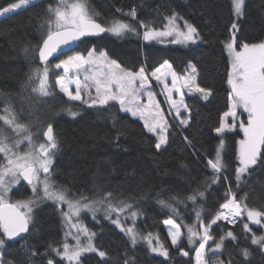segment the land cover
Masks as SVG:
<instances>
[{"label": "trees", "instance_id": "16d2710c", "mask_svg": "<svg viewBox=\"0 0 264 264\" xmlns=\"http://www.w3.org/2000/svg\"><path fill=\"white\" fill-rule=\"evenodd\" d=\"M17 0H0V8ZM71 2V0H69ZM59 0H35L0 18V115L9 107L18 123L27 124L33 134L32 143L24 141L13 151L30 152L46 144L43 132L52 124L57 148L52 151L50 173L52 180L77 197L109 196L114 202L133 203L142 217L136 228L143 233H157L169 255L153 253L143 243L131 244L128 236L110 218L90 214L82 217L86 228L95 233L94 244L106 252L101 258L95 252L83 253L80 264H194L199 242L191 245L183 236L179 248L172 240L164 220L173 218L182 226V219L192 222L197 213L205 226L227 200L228 185L237 198L249 209L264 212V165L253 166L251 175L236 180L239 166L238 141L243 136L239 129L227 131L223 137L216 133L223 113L230 105L228 73L230 68L225 43L229 40L236 17L231 0H88L95 19L108 27L113 21L129 22L133 30L117 36L109 31L99 37L84 38L73 50L50 61L90 50L105 51L124 68L147 73L164 61H170L178 73H185L190 63L196 65L198 84L210 90L205 99L199 94H187L188 125L170 118L167 143L157 148V135L149 132L144 122L129 111L122 110L118 101L89 104L85 95L71 100L60 91L55 76L48 81L51 98L40 97L32 91L39 80L38 50L48 35L46 21L52 19L49 5L55 8ZM135 10L133 17L130 12ZM178 15L192 24L199 33V41L188 44L145 41L141 24L161 29L168 17ZM236 47L244 43L258 44L264 40V0H245L243 15L237 19ZM146 30V28L144 27ZM53 30H55L53 28ZM144 30V32H145ZM33 77V79H29ZM152 88L162 102L156 82ZM163 103V102H162ZM165 108V107H164ZM166 113L167 110L165 109ZM70 112H76L73 117ZM185 114V116H186ZM169 116V115H168ZM4 127L9 143L16 135ZM187 137V140L185 137ZM223 139L224 145L220 147ZM190 142V143H189ZM220 149L223 174L213 171L207 156L216 159ZM6 160L0 153V166ZM203 193V196L199 195ZM195 197V200L189 197ZM31 197L30 185L23 180L11 186L7 202L25 201ZM163 202V203H162ZM175 208L178 214H173ZM32 222L26 236L8 240L0 247V264H69L57 255L65 241L63 212L53 201H44L32 208ZM251 229L246 231L244 225ZM183 227V226H182ZM231 231L236 239L227 237ZM253 234L264 236V225L247 219L246 211L234 224L218 220L209 229L210 245L215 246L225 237L220 251L207 256L212 264H264V249L253 244ZM0 230V237H2ZM180 248L187 252L185 256ZM250 255L244 257L242 250ZM56 250V251H54Z\"/></svg>", "mask_w": 264, "mask_h": 264}, {"label": "snow or ice", "instance_id": "6c2138e0", "mask_svg": "<svg viewBox=\"0 0 264 264\" xmlns=\"http://www.w3.org/2000/svg\"><path fill=\"white\" fill-rule=\"evenodd\" d=\"M232 4L234 13L237 16L243 15L244 0H232ZM30 5H32V0H18L17 3H12L8 7L0 9V16ZM49 11L53 18L46 21L48 25V35L47 38L44 39L42 47L39 48V58L45 62L48 61L50 56H53V54L57 52L61 45L80 40L81 37L98 35L105 31L112 32L119 36L126 30L134 31V29H130V25L120 21L113 22L112 26L107 29L100 23H97L95 19V15L97 14L90 10L88 0H72V2H69V0H59L55 8L49 5ZM130 15L134 17L136 15L135 10H132ZM177 18L176 14L168 17L169 23L166 25L164 31H157L142 24V26L146 28L143 34L144 39L152 40L159 37L175 35L176 39L172 41L173 43L195 42V40L199 38L197 29L185 21L184 29L186 30H182L175 23ZM53 28L55 30H53ZM235 28L236 25L233 24V29ZM226 47L231 57V68L228 73L227 81L231 86V111L225 113V116L227 117L230 115L235 117V110L237 107L243 108L248 114L247 123L241 122L239 125L244 132V139L239 141V166L236 168V180L239 184L244 174H248L249 176L252 174L251 170L253 166L264 165V42L252 45L244 43L240 46V50L237 51L235 46V33H233V41L229 42ZM94 52V49L90 50L87 59L80 55L69 56L67 59L61 60L54 66L57 69L63 68L66 73L73 68L77 70L75 94L69 90V84L73 82L70 77L67 79L58 78L56 80V84L59 86L60 91L67 94L69 99L81 100L82 87L85 90L89 87L87 83L82 86L78 78L79 71L84 70L87 72L85 65L99 63L103 67L106 54L101 53L100 57H95ZM171 67L168 61H164L163 65L152 73V76H154L157 81H160L162 75H164V73H161V69L167 68L171 70ZM189 68L191 74L183 77L184 86L188 87L189 91L204 93V98L207 99L210 94L208 90L200 88L199 85L195 83L197 72L196 65L190 64ZM171 75L173 77L172 84L173 87H175L177 76L174 72H171ZM35 78L39 80V84L37 87L33 88L32 91L38 93L42 98H51L54 93L49 90L48 68L45 67L42 72L37 69L35 71ZM29 79L31 80L33 77ZM85 80H92L95 82L97 95L96 98L92 99V105H104L110 100L119 101L122 110L131 112L133 116L139 115L140 118L144 120L145 127L149 132L155 133L157 132V128L160 129L158 143L156 144L158 149L167 143V136L165 135L167 132V123L164 121L162 113L159 111L155 113L149 112V115L145 116V112L148 111L149 106L153 103V93L148 92V105L141 107L138 102L139 96L143 95L141 89H144L148 82V77L145 75V69L143 67L140 68L139 72L133 73L122 69L115 60H112L107 64L106 77L101 78L99 73H93L91 76L86 75ZM137 81L139 82V88L135 87ZM112 84L116 85L117 91L113 92L111 90L110 85ZM170 92L171 90H169V93ZM181 96H183V93H181ZM82 102L88 103L87 100ZM181 103H183V100H181ZM129 105H133V107ZM172 106L176 108V112L179 114L180 109L176 106L175 101H172ZM184 107L187 110V105ZM4 113L5 115H0V121L3 122L8 130L16 135L17 139L10 144V137L6 135L5 128L0 127V153L3 154L6 160V164L0 166V230H2L3 234V236L0 237V247H3L6 243L3 237H7L8 240H11L21 233L29 231V225L32 222V206L37 200L48 199L54 202L66 201L64 192L56 190L50 181L52 151L57 148L52 124L49 123L47 129L43 132V135L47 138L46 144H40L38 150L33 149V151L20 155L15 153L13 149L18 148L24 141H28V143L31 144L33 134L27 124L18 123V117L11 108L6 106ZM70 114L73 117L77 115L76 112H70ZM182 123L188 125L189 120L184 119ZM225 127L226 125H222L220 128L216 129V131L218 133H223ZM185 139L187 140V137H185ZM223 144L224 141L221 140L220 147H222ZM208 163L216 171L221 169L222 163L219 148L217 150L215 162L209 160ZM41 173H43V179H41ZM21 179L27 181V183L31 185L32 192L36 195V200L29 198L28 200L17 201L15 203L7 202L5 197L11 190V186L19 184ZM38 185H42V197L38 195V192L41 190ZM107 195L111 196L110 193ZM199 195L203 196V193H199ZM189 199L195 200V197L192 196L189 197ZM68 207L70 212L64 213V215L70 219L71 215L78 216L81 208L88 209L89 205H80L78 202H68ZM125 207H130V205H125ZM221 208L230 211L232 215V220L229 221L230 223H234L235 219L240 217L244 211L247 213V219L256 224H260L261 220L264 219V212L249 209L246 204H241L237 201L235 196L224 203ZM118 211H123V208ZM133 215H135V213H133ZM199 217L200 213L198 212L197 218L199 219ZM221 217L228 220V216L224 215L223 212H220L216 219L218 220ZM114 223L118 224L119 221H114ZM164 223L170 225L169 234L172 237V244L179 248L181 237L180 225L175 224L171 219L164 221ZM213 223H215V220L208 226L202 225L203 234L194 230L191 226L188 227V241L190 244L194 243L193 237L200 236L201 239L199 248L196 249V264H212L209 259H206V244L211 238L209 229ZM72 226L76 227V225ZM244 228L248 232L251 231L248 224H245ZM82 231L88 234L89 237V242L86 247H80L78 243L75 248H71L66 243L63 246L62 252L57 251V255L63 260H67L69 264H80V257L85 252H98L101 258H105L107 255L106 252L99 251L92 243L91 238L95 233H89L87 228H83ZM124 231L129 236L130 242L135 246L137 244V234L131 228L125 229ZM226 236L231 237L233 240L236 239L231 231L227 232ZM150 237L151 234L147 237H142V239L147 240L150 251L167 257L169 253L163 244L153 246ZM77 240H79L78 237ZM224 240L225 237L222 236L219 242L215 243V248L208 249L207 251L214 252L215 250L221 249ZM252 243L261 245V247L264 248V236L256 237L255 234H253ZM180 251L183 255H188L182 248H180ZM242 255L244 257L249 256L250 253L248 249H243ZM8 264H14V262L9 261ZM48 264H53V261L49 260ZM124 264H129V261L125 260ZM215 264H223V262L216 261ZM229 264H231L230 261Z\"/></svg>", "mask_w": 264, "mask_h": 264}, {"label": "rangeland", "instance_id": "374dc122", "mask_svg": "<svg viewBox=\"0 0 264 264\" xmlns=\"http://www.w3.org/2000/svg\"><path fill=\"white\" fill-rule=\"evenodd\" d=\"M33 1H35V0H32V2ZM17 2H18V0L15 1V2H13V3H17ZM71 2H72V0H71ZM244 2H245V0H244ZM11 4L12 3L8 4L5 7H8ZM5 7H3V8H5ZM3 8H0V9H3ZM14 11H16V10H14ZM5 15H7V14H5ZM1 17L2 16H0V18ZM177 17H178V15H177ZM235 17H236V20H235V23L234 24L237 27V23L236 22H237V19L240 16H237L235 14ZM113 22H115V21H113ZM113 22L109 23L107 28H110L112 26ZM120 22H122V21H120ZM184 22L185 21H183L182 19H180L178 17L175 23L182 30H186V29H184ZM123 23H126V24L130 25V29H132L131 23H129V22H123ZM165 28L155 29V30H157V31H164ZM235 30H236V28L233 29V27H232L230 38L225 43V48H226L227 53H228V50H227V47L226 46H227V44L229 42H232L233 41V33H235ZM175 39H176V37H175V35H173V36L159 37V38L152 39V40H145V39L144 40L145 41H159V42H164V41H167V40H175ZM197 41H199V38L195 40V42H197ZM262 42H264V40ZM188 43H192V42L190 41V42H187V43H180V44H188ZM259 43H261V42H259ZM249 45H252V44H249ZM235 46H236V42H235ZM236 50L239 51L240 48L238 49L236 47ZM101 53H105L106 54V60H105V63L103 65V67L99 63H97V64H93V65H85V68L87 69V72H85L84 70L79 71L78 78L80 80L81 85L83 86L85 83H87L89 85V87L86 90L83 89V87H82V90H81V99L84 98L85 95H87V98L88 97L91 98V101H92V99L96 98V95H97L96 94V88H95V82L92 81V80H87L86 81L85 80V76L86 75L91 76L93 73H99L101 78L106 77V75H107V64H108V62H110L112 60H115L120 65V67L122 69L126 70V71H130V72H133V73L139 72V70L134 71V70H130V69L124 68L119 61H117L113 57L107 55V53L105 51H101V52L95 51L94 52V56L95 57H100V54ZM76 55H80V56L84 57L85 59L88 58V53L87 54H83V53H80V52H74V53H71V54H69V55L63 57L62 59H60L58 61H55L53 63H50V62L42 63L41 64V67H40L41 72L43 71V69L45 67L48 68V81L50 80V78L52 76H55L56 80L58 78H65V79H67V78L70 77L73 82L69 84V90L73 94H75V91H76L75 80L77 79V70L73 68L68 73H66V72H64V69L63 68L57 69L54 66L57 63H59L61 60H65L69 56H76ZM228 57H229V63H230V68H231V57L229 56V53H228ZM168 62H169V64H171L170 61H168ZM163 63L160 64L155 69H153L152 71H150V75H152V73L157 68H160L161 65H163ZM190 64H193V63H190ZM230 68H229V71H230ZM171 72H174L176 74V76H177V82H176V86L175 87H173V84H172L173 77L171 75ZM161 73H164V75H162V79L160 81H158V82L161 83L162 84V87L166 89L168 107L170 108L171 115H172V117L177 118L179 121H182V120H184V113L185 112L188 113V109L186 110L185 107H184L186 105V103H185V97H186V95L187 94H199L200 96L204 97V93H201V92H198V91H189L188 87L184 86L183 77H185L186 75H190L191 74L190 73L189 66H188V69H187V71L185 73H178L177 71L174 70L173 67H171V70H169L167 68L161 69ZM145 75L148 77V82H147L145 88L144 89H141V92L143 93V95H140L139 96V101L138 102H139V104H140L141 107H144L145 105H148L149 104L148 92H152L153 93V96H154L153 103H152L151 106H149L148 111L145 112V116H148L149 115V112H151V113H155L157 111L161 112L162 115H163L164 121H166V123H167V132L165 133V135L167 136V133H168V130H169V127H170V118H169L168 114L166 113L163 104L158 99V97H157L154 89L152 88V78L149 76V74L146 71H145ZM152 77L156 80V78L154 76H152ZM197 77H198V72H196V81H195V83L197 85H199L198 84V81H197ZM135 87L139 88V82L138 81H137ZM199 87L202 88V89L208 90V92L210 93V90L209 89L203 88L200 85H199ZM229 87H230V90H231V86L230 85H229ZM58 88H59V86H58ZM110 88H111V90L113 92H115V91L118 90L116 88V85L115 84L110 85ZM169 90H171L170 93H169ZM102 91H103V89H102ZM181 93H183V96H181ZM230 93H231V91H230ZM169 96H170V98H169ZM209 96H210V94L208 95V97ZM181 100H183V103H181ZM172 101H175L176 102V106L179 107V109H180V113L179 114H177L176 108L172 106ZM88 103L89 104H92L89 101H88ZM157 105H158V108H157ZM129 106L130 107H133V105H129ZM230 111H231V99H230L229 108L223 113L222 120H221V124H220V126L218 128H220L222 125H226V127L224 128L223 133H218L217 131H216V133L219 134L221 137H223V135L227 131H232V130H235V129H239L243 133V136L239 139V141H240V140L244 139V132H243L242 128H240L239 125H240L241 122H244L245 124L247 123L248 114L244 111L243 108L237 107L236 110H235L236 111V116L235 117H232L230 115L226 117L225 116V113H228ZM137 116L140 117L139 115H137ZM144 125H145V122H144ZM233 125H235V126H233ZM155 134L157 135V138L159 139V134H160V129L159 128H157V132H155ZM158 139H157V143H158ZM239 141H238V152H239ZM24 153H26V151H24V152H17V154H20V155H23ZM41 179H43V173H41ZM50 181L52 182V184H53V186H54V188L56 190H59V191L64 192V194L66 196V201L65 202H55L59 206V208L62 210V212H63V220H64V223H65V241H64V243L61 246L58 247V251L62 252L63 251V246L66 243L71 248H75L78 243H79V246L80 247H86L88 245V242H89L88 234H86L85 232L82 231L83 228H86V226H85V224L83 222V219H82V217L84 216V214H90L92 216V218H94V219H96L97 216L102 215L104 217L110 218L113 221V223H114V221H119L118 224L117 223H115V224L121 230L124 231L125 229H128V228H131V229L134 230V232L137 234V243H143V244H145V245L148 246L147 240L142 239V237H147V236H149V234H151V237L150 238L152 240V245L153 246H158L159 244H161V242L159 240V236H158L157 233H150V232L143 233V232H140L136 228V226H135L136 221L142 217V213L137 208L134 207V204L133 203L123 204V203L114 202L109 196H103V197L102 196H95V197H86V196L85 197H77V196H73V195H71L69 193V191L67 189H65V188L57 185L52 180L51 175H50ZM12 186H14V185H12ZM38 187L41 189L38 192V195L42 197L43 196L42 185H38ZM30 188H31V197L30 198L33 199V200H36V195L33 194L31 185H30ZM6 197H7V195H6ZM6 197H5V199H6ZM44 201H48V199L37 200L36 203L32 206V208L36 204L41 203V202H44ZM49 201H52V200H49ZM68 202H78L80 205L88 204L89 205V208L88 209L81 208V211H80V213H79L78 216L77 215H71L70 214L71 215V218L69 219L68 217H66L64 215V213H69L70 212L69 207H68ZM125 205H130V207H125ZM121 208H123V211H118ZM171 211H172L173 214H176V215L178 214V211L175 208H172ZM133 213H135V215H133ZM169 219L173 220L175 222V224L180 225V232H181L180 241L183 238V236H186L188 238V236H189L188 227L189 226L193 227L194 230H196V231L200 232L201 234H203L202 225L203 226H205V225L200 220V218L198 219L196 217L192 222H188V221L182 219V221H183L182 222L183 223L182 226L183 227L181 226V224L178 221H176L173 218H168V219H165L164 221L169 220ZM250 222H252V221H250ZM252 223H254V222H252ZM260 224L261 225H264V219L261 220V223ZM72 225H76V227H73ZM164 225H165V227H166V229H167V231L169 233L170 225H167L165 223H164ZM88 232L89 233H93V232H91L89 230H88ZM125 234H126V232H125ZM169 236H170V238L172 240V237H171L170 234H169ZM77 237L79 238V240H77ZM128 238H129V236H128ZM91 239H92V243L94 244V236H92ZM193 240H194V243H191V245L196 244L197 242H199V243L201 242L200 236L193 237ZM210 242H211V238L208 240V242L206 244V259H207V256L209 254H212L214 252H217V251H220L221 250V249L215 250L214 252L213 251H207L208 249H214L215 248V246L210 245ZM198 248H199V246H198ZM95 253L98 254V252H95ZM157 254H159V253H157ZM194 264H196V252H195V261H194Z\"/></svg>", "mask_w": 264, "mask_h": 264}, {"label": "water", "instance_id": "95a60500", "mask_svg": "<svg viewBox=\"0 0 264 264\" xmlns=\"http://www.w3.org/2000/svg\"><path fill=\"white\" fill-rule=\"evenodd\" d=\"M96 22L97 23H100L98 20H96ZM103 27H105L106 29H107V27L105 26V25H103L102 23H100ZM107 31H105L104 33H100V34H98V35H89V36H86V37H81V39L80 40H76V41H72V42H70L69 44H66V45H61L60 46V48L57 50V52L56 53H54L53 54V56H50L49 58H48V61L47 62H49V61H52V60H54V59H56V58H58L59 56H61V55H63V54H65V53H67V52H69V51H71V50H73L84 38H87V37H99V36H101V35H103V34H105ZM47 38V36L44 38V39H46ZM44 39H43V41H44ZM43 41H42V43H41V45H40V47H42V45H43ZM39 47V48H40ZM38 58H39V50H38ZM39 62H40V64H42V63H46L45 61H42V60H40V58H39ZM46 140H47V138H46ZM24 182H26L27 183V181H25V180H23ZM28 184V183H27ZM9 203H12V202H9ZM29 229H30V225H29ZM29 232V231H28ZM28 232H25V233H21L19 236H17V237H14V238H12V239H20V238H23L24 236H26L27 234H28ZM7 238V237H6ZM11 239V240H12ZM264 249V248H263Z\"/></svg>", "mask_w": 264, "mask_h": 264}, {"label": "built area", "instance_id": "2783aa9c", "mask_svg": "<svg viewBox=\"0 0 264 264\" xmlns=\"http://www.w3.org/2000/svg\"><path fill=\"white\" fill-rule=\"evenodd\" d=\"M162 94H163V92H162ZM184 137H186V136H184ZM208 160H212L211 158H209L208 157ZM213 161V160H212ZM214 162V161H213ZM220 172H222V169H220L219 170ZM229 194H230V196H229V199H231L233 196H235V194L229 189ZM228 199V200H229ZM235 199H236V197H235ZM237 200V199H236ZM238 201V200H237ZM220 212H223L224 213V215H227L228 216V220H226V221H231L232 220V215H231V213H230V211L229 210H226V209H220V211H219V213ZM238 218H240V217H237L236 219H235V221L238 219ZM221 219H223V220H225L223 217H221Z\"/></svg>", "mask_w": 264, "mask_h": 264}, {"label": "crops", "instance_id": "0c3cea01", "mask_svg": "<svg viewBox=\"0 0 264 264\" xmlns=\"http://www.w3.org/2000/svg\"><path fill=\"white\" fill-rule=\"evenodd\" d=\"M186 113H187V112L184 113V119H187V114H186ZM185 114H186V116H185ZM142 121H143V120H142ZM182 121H183V120H182ZM182 121H181V122H182ZM143 122H144V121H143Z\"/></svg>", "mask_w": 264, "mask_h": 264}]
</instances>
